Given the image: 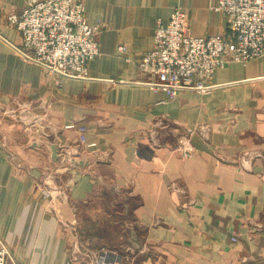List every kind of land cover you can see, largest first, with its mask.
Returning a JSON list of instances; mask_svg holds the SVG:
<instances>
[{
    "label": "crops",
    "instance_id": "crops-1",
    "mask_svg": "<svg viewBox=\"0 0 264 264\" xmlns=\"http://www.w3.org/2000/svg\"><path fill=\"white\" fill-rule=\"evenodd\" d=\"M83 1L100 55L71 79L21 57L6 19L26 0H0V103L44 117L0 121V236L16 263L96 264L107 251L120 264H264V57L168 101L140 68L157 26L180 9L191 36L225 35L219 0ZM61 193L84 254L52 209Z\"/></svg>",
    "mask_w": 264,
    "mask_h": 264
},
{
    "label": "built area",
    "instance_id": "built-area-1",
    "mask_svg": "<svg viewBox=\"0 0 264 264\" xmlns=\"http://www.w3.org/2000/svg\"><path fill=\"white\" fill-rule=\"evenodd\" d=\"M228 24L225 35L193 37L189 33L187 13L177 9L168 25L159 23L154 35L153 48L143 54L141 71L156 80L148 85L153 91L163 92L168 101L184 91L211 93L218 86L210 80L215 72L230 62L247 65L264 57V0H219L216 7ZM83 0H26L23 9L9 13L6 24L21 36L22 44L13 46L21 57L41 66L57 78L87 79L88 65L100 55L99 34L101 28L86 22ZM4 106L0 103V109ZM16 119L36 128L44 123V117L36 115L32 103L16 105ZM81 142L86 143L85 127H80ZM188 154L191 148L180 142ZM63 150L66 149L63 147ZM62 163L71 162L64 152ZM59 198L67 201L66 193L51 201L58 219L61 213ZM64 228H73L72 254L83 253L78 240V223L61 218ZM84 254V253H83ZM96 264H120L108 259L105 253ZM0 264H17L13 253L0 236Z\"/></svg>",
    "mask_w": 264,
    "mask_h": 264
},
{
    "label": "rangeland",
    "instance_id": "rangeland-1",
    "mask_svg": "<svg viewBox=\"0 0 264 264\" xmlns=\"http://www.w3.org/2000/svg\"><path fill=\"white\" fill-rule=\"evenodd\" d=\"M24 8V7H23ZM15 107H3L0 109V121H2V123H6L8 122V120H11L13 121L14 123L16 122L17 125H19L22 129L24 128H29L30 126L25 122V120H22V119H16L13 117V115H15L13 113ZM79 233V231H78ZM72 238V241H73V236L71 237ZM122 239H126L125 237L122 238ZM107 251H105L104 253H106Z\"/></svg>",
    "mask_w": 264,
    "mask_h": 264
},
{
    "label": "water",
    "instance_id": "water-1",
    "mask_svg": "<svg viewBox=\"0 0 264 264\" xmlns=\"http://www.w3.org/2000/svg\"><path fill=\"white\" fill-rule=\"evenodd\" d=\"M53 151H54V153L57 152V147H56V146L54 147V150H53ZM72 164H73V165H77L78 162L75 160V161L72 162Z\"/></svg>",
    "mask_w": 264,
    "mask_h": 264
}]
</instances>
